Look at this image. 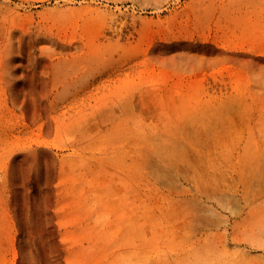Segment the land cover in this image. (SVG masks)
<instances>
[{
	"label": "rangeland",
	"instance_id": "rangeland-1",
	"mask_svg": "<svg viewBox=\"0 0 264 264\" xmlns=\"http://www.w3.org/2000/svg\"><path fill=\"white\" fill-rule=\"evenodd\" d=\"M0 264H264V0H0Z\"/></svg>",
	"mask_w": 264,
	"mask_h": 264
}]
</instances>
